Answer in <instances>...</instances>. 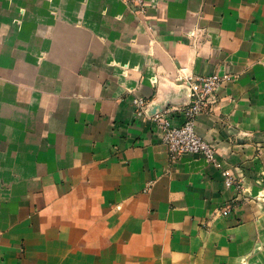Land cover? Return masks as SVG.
<instances>
[{"label": "crops", "instance_id": "0c3cea01", "mask_svg": "<svg viewBox=\"0 0 264 264\" xmlns=\"http://www.w3.org/2000/svg\"><path fill=\"white\" fill-rule=\"evenodd\" d=\"M143 1L0 0V264H264V0Z\"/></svg>", "mask_w": 264, "mask_h": 264}, {"label": "built area", "instance_id": "2783aa9c", "mask_svg": "<svg viewBox=\"0 0 264 264\" xmlns=\"http://www.w3.org/2000/svg\"><path fill=\"white\" fill-rule=\"evenodd\" d=\"M135 12L145 13L146 4L143 0H123ZM192 79V78H191ZM232 75L214 74L206 77H196V85L193 86V99L184 110L185 121L181 126H173L167 113H160L153 116L154 121L163 132V142L168 147L173 160H178L182 155H201L210 161H215L216 151L213 146L196 133L197 119L200 115L209 110L213 102L215 92L233 81ZM138 107V114L142 115L146 109V103L138 98L135 101ZM227 187H241L240 182L225 172Z\"/></svg>", "mask_w": 264, "mask_h": 264}]
</instances>
